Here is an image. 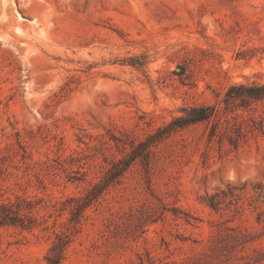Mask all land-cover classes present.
<instances>
[{"label": "rangeland", "instance_id": "obj_1", "mask_svg": "<svg viewBox=\"0 0 264 264\" xmlns=\"http://www.w3.org/2000/svg\"><path fill=\"white\" fill-rule=\"evenodd\" d=\"M263 87L264 0H0V264H264Z\"/></svg>", "mask_w": 264, "mask_h": 264}, {"label": "trees", "instance_id": "obj_2", "mask_svg": "<svg viewBox=\"0 0 264 264\" xmlns=\"http://www.w3.org/2000/svg\"><path fill=\"white\" fill-rule=\"evenodd\" d=\"M260 89H264L260 88ZM193 116L188 118V123H195L199 121H203L209 118V113H207V110L205 108H197L192 110ZM47 264H59V256L56 255L54 258L47 257Z\"/></svg>", "mask_w": 264, "mask_h": 264}]
</instances>
